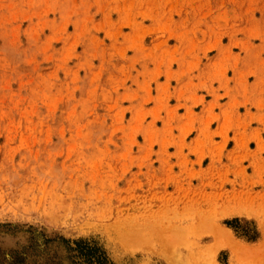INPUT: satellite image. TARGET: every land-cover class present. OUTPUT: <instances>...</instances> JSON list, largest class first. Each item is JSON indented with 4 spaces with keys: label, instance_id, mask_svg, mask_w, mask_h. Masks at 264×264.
Instances as JSON below:
<instances>
[{
    "label": "rangeland",
    "instance_id": "obj_1",
    "mask_svg": "<svg viewBox=\"0 0 264 264\" xmlns=\"http://www.w3.org/2000/svg\"><path fill=\"white\" fill-rule=\"evenodd\" d=\"M262 206L264 0H0V264H264Z\"/></svg>",
    "mask_w": 264,
    "mask_h": 264
},
{
    "label": "bare ground",
    "instance_id": "obj_2",
    "mask_svg": "<svg viewBox=\"0 0 264 264\" xmlns=\"http://www.w3.org/2000/svg\"><path fill=\"white\" fill-rule=\"evenodd\" d=\"M240 194H241V193H240ZM235 195H236V194H235ZM237 196H238V195H237ZM241 197H242V196H241ZM230 198H231V197H230ZM238 199H239V198H238ZM229 200H230V199H229ZM234 200H235V199H234ZM238 201L241 202V200H238ZM238 201H237V202H238ZM245 201H246V200H245ZM248 201H249V200H248ZM252 201H253V200H252ZM241 203H242V202H241ZM249 203H250V202H249ZM229 204H230V203H229ZM233 204H234V203H233ZM250 204H251V203H250ZM239 205H240V204H239ZM234 206H235V205H234ZM228 207H229V206H228ZM228 207H227V208H228ZM231 207H232V204H231ZM240 207H241V206H240ZM244 207H245V205H244ZM247 207H248V206H247ZM252 207H253V206H252ZM262 207H263V206H262ZM262 207H261V208H262ZM229 208H230V207H229ZM235 208H236V207H235ZM237 208H238V207H237ZM263 208H264V207H263ZM233 209H234V208H233ZM233 209H232V210H233ZM238 209H239V208H238ZM246 209H247V208H246ZM254 209H255V207H254ZM256 209H258V208H256ZM239 210H243V208H242V209L240 208ZM235 211H236V210H235ZM224 212H225V211H224ZM231 212H233V211H231ZM254 212H255V210H254ZM258 212H259V211H258ZM247 213H248V212H247ZM261 213H262V212H261ZM113 221H114V219H113ZM261 221H262V219H261ZM116 222H117V221H116ZM119 222H120V221H119ZM119 222H118V223H119ZM118 223H117V224H118ZM114 225H116V223H115ZM121 225H122V224H121ZM128 225L130 226V224H128ZM128 225H127V226H128ZM117 226H118V225H117ZM119 226H120V223H119ZM106 227H107V226H106ZM121 227H122V226H121ZM130 227H131V226H130ZM130 227H129V229H130ZM124 228H125V227H124ZM119 229H120V228H119ZM221 229H222V228H221ZM221 229L218 228V230H221ZM114 230H115V229H114ZM222 230H224V229H222ZM106 231H107V229H106ZM128 231L130 232V230H128ZM131 231H132V230H131ZM135 231H136V230H134V232H135ZM224 232H225V231H224ZM126 233H127V232H126ZM132 233H133V232H132ZM135 233H136V232H135ZM135 233H133L134 236L137 234V233H136V234H135ZM138 233H139V231H138ZM140 233H141V230H140ZM220 233L223 234L222 232H220ZM225 233H226V232H225ZM228 233H229V232H228ZM229 234H230V233H229ZM118 235H119V234H118ZM126 235H127V234H126ZM225 235H226V234H225ZM115 236H116V235H115ZM123 236H124V234H123ZM130 236H131V235H130ZM215 236H216V235H215ZM119 237L121 238L120 235H119ZM140 237H141V236H139V237L136 236V238H140ZM218 237H219V236H218ZM230 237H231V235H230ZM123 238H124V237H123ZM131 238H132V237H131ZM141 238H143V237H141ZM222 238H223V237H222ZM125 239H126V238H124V240H123L124 242H125ZM229 239H230V238H229ZM225 240H226V239H225ZM234 240H235V239H234ZM234 240H233V241H234ZM120 241H121V240H120ZM126 241H127V240H126ZM130 241H131V240H130ZM127 242H129V241H127ZM132 242H133V241H132ZM225 242H227V241H225ZM228 242H229V241H228ZM231 242H232V241H231ZM234 243H237V242L235 241ZM234 243H233V244H234ZM220 244H221V242H220ZM127 245H128V244H127ZM223 245H224V244H223ZM230 245L233 246L232 244H230ZM236 245H238V244H236ZM215 246H216V245H215ZM231 246H229V247H231ZM234 246H235V245H234ZM263 246H264V245H263ZM238 247H240V246L238 245ZM238 247L236 246V248H238ZM258 247H259V246H258ZM233 248H234V247H233ZM236 248H235V249H236ZM250 248H251V247H250ZM235 249H234V250H235ZM243 249H244V250L246 249V251H247V250L249 251V248H246V246H245V248L243 247ZM253 249H254V247H253L252 250H251V253H252V254H254L255 251H256V249H258V248L255 247V249H254V250H253ZM236 251H237V249H236ZM252 251H253V252H252ZM260 251H261V250H260ZM237 252H238V251H237ZM256 252H258V251H256ZM238 253H239V252H238ZM240 254H241V253H240Z\"/></svg>",
    "mask_w": 264,
    "mask_h": 264
}]
</instances>
